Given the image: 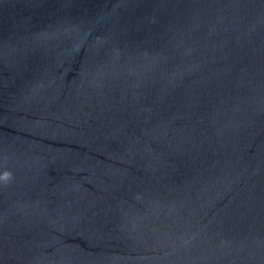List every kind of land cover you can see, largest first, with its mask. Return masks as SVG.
Instances as JSON below:
<instances>
[{"label":"water","instance_id":"95a60500","mask_svg":"<svg viewBox=\"0 0 264 264\" xmlns=\"http://www.w3.org/2000/svg\"><path fill=\"white\" fill-rule=\"evenodd\" d=\"M0 264H264V0H0Z\"/></svg>","mask_w":264,"mask_h":264},{"label":"clouds","instance_id":"9594fccd","mask_svg":"<svg viewBox=\"0 0 264 264\" xmlns=\"http://www.w3.org/2000/svg\"><path fill=\"white\" fill-rule=\"evenodd\" d=\"M0 179H3V180H5V181H8L9 179H11V173H10V172H5V173L3 174V176L0 177Z\"/></svg>","mask_w":264,"mask_h":264}]
</instances>
